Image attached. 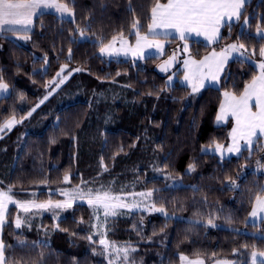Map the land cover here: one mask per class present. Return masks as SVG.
Wrapping results in <instances>:
<instances>
[{
	"label": "trees",
	"instance_id": "1",
	"mask_svg": "<svg viewBox=\"0 0 264 264\" xmlns=\"http://www.w3.org/2000/svg\"><path fill=\"white\" fill-rule=\"evenodd\" d=\"M156 3L72 0V20L40 14L30 32L0 33V77L10 90L0 100V125L23 118L0 139V189L12 187L16 199L36 203L62 201L57 190L81 181L151 191L154 207L164 213L120 216L106 225L109 241L134 249L125 264H179L182 255L205 264H249L252 252H264V239L258 238L264 224L247 223L255 195L262 194L264 140L224 160L202 149L227 144L229 126L214 125L221 96L240 95L257 75L254 65L264 43L256 31L264 30V0L245 5L250 23L243 36L244 16L230 30L222 28L217 44L188 41L197 60L232 43L256 50L247 60L229 62L218 88L198 95L178 82L166 83L172 73L180 74L182 41L168 39L160 58L141 62L99 56L113 37L132 39L135 20L145 34ZM174 52L175 61L162 71ZM62 68L60 78L67 79L49 95ZM17 216L23 221L19 229ZM6 221V255L23 258L22 264H106L85 205L28 216L10 205Z\"/></svg>",
	"mask_w": 264,
	"mask_h": 264
},
{
	"label": "snow or ice",
	"instance_id": "2",
	"mask_svg": "<svg viewBox=\"0 0 264 264\" xmlns=\"http://www.w3.org/2000/svg\"><path fill=\"white\" fill-rule=\"evenodd\" d=\"M71 3L72 0H68L67 3H61L60 0H0V33H14L17 31L26 33L30 31L34 18L45 10L54 11L61 16L74 17L75 13L70 7ZM247 3L248 0H167V3L161 4L157 0L155 6L151 9V23L148 25L146 34L141 35L143 25L139 20H135L132 23L130 35L135 36L134 47L130 46L129 42L123 38L117 41L113 37L111 43L100 47V55L113 57L122 54L127 56L132 53L134 58L140 59L147 58L149 53H146L145 49H156L159 54L163 51L164 45L160 44L155 38L161 35L165 37L173 35V33L168 31H158L160 29H174L181 40H187L190 35L194 34L196 36L203 35L209 43H215L222 39L220 34L222 27L227 26L230 30L234 23L240 22L241 17L244 16V9ZM249 23L250 18L244 16L243 24L241 25V36H243L244 28ZM80 34L82 38H85L83 30H80ZM256 36L264 39V31L259 27H257ZM117 43H119V47L116 46ZM183 51L185 53L188 52L187 43L183 45ZM231 53H238L241 57L247 58V56L255 55L256 50L253 49L248 52L245 44L232 43L219 52L213 50L201 60L185 59L183 61L186 69L184 81L194 93L204 87L205 80L218 81ZM258 54L261 59L255 66L258 67L259 74L253 76L252 80L244 86L243 92L240 95L227 91L223 93L224 100L220 105L216 119L218 122L226 121L231 116L235 120V125L229 133L232 140V144L227 148L229 153L235 152L239 154L242 151V146L238 143L240 140L245 142L243 147L252 148L255 142L254 138L264 136V46L259 48ZM175 59L176 53L174 52L161 70H165ZM64 71L65 68H62L57 73V78L59 79L54 78L49 95L67 79V76L60 78L61 73ZM74 71H80V69H75ZM70 74L71 71H69ZM8 87V84L4 83L2 77H0V91L6 92ZM47 98V96L44 97L45 100ZM41 103H43V100ZM36 107H39V105ZM253 107L256 109L255 111H253ZM32 111H35V108ZM31 114L32 112L30 111L28 115L31 116ZM22 119L17 120L13 117L7 120L3 125H0V132L11 130L15 124L21 123ZM215 150L223 152L224 146L217 144ZM257 163L259 164V161ZM102 167L107 171L106 166L102 164ZM64 181L70 182V177L65 175ZM86 186L87 182H82L81 186L58 189L57 191L65 199L62 202L57 201L55 203L50 200L45 203L21 201L15 198L17 193L13 191L12 187H8L7 190L0 189V230L7 222L6 215L9 214L10 205L22 211L25 216H28L31 215L34 209L48 210L71 207L72 202L77 198L87 197V203L93 209L96 219L100 220V213H103V220L106 221L109 216H115L118 209L128 207L125 201L129 197L135 199L136 197L147 198L153 195L151 191L125 193L123 189L120 194H117L112 190L111 185H100L98 188H87V191H85ZM259 192L264 193V188H260ZM156 210L164 213V208L162 207ZM249 216L254 221L260 219L264 222V195H255ZM22 223L20 216H17L15 227L17 229L21 228ZM209 224H212L211 220ZM212 226L215 227L216 225L212 224ZM258 238L264 239V234ZM89 239L92 238L89 237ZM99 243L106 250H110L109 264H113L114 260L116 264H120L121 260L127 259V249L121 250L118 247H114L105 239H100ZM8 247L10 246L6 245L3 239L0 238V264H22L23 258H21V261H17L6 255ZM180 259L182 261L187 260V264H204L203 260H188L183 255ZM250 260L251 264H264V252H252ZM217 264H229V262L217 261Z\"/></svg>",
	"mask_w": 264,
	"mask_h": 264
},
{
	"label": "crops",
	"instance_id": "3",
	"mask_svg": "<svg viewBox=\"0 0 264 264\" xmlns=\"http://www.w3.org/2000/svg\"><path fill=\"white\" fill-rule=\"evenodd\" d=\"M248 1H249V0H248ZM166 3H167V2H166ZM46 13L54 14V15H56L57 17H60V18H62V19H67V20H72V18H73V17H68L67 15H65V16H61L59 13H54V12H52V11H50V10H45V11H42V12H41V14H46ZM35 18H36V17H35ZM35 18H34V20H35ZM34 20H33V22H34ZM150 23H151V20H150ZM150 23H149V24H150ZM32 27H33V25L31 26L30 31L32 30ZM222 28H223V27H222ZM222 28H221V30H222ZM221 30H220V34H221ZM261 30H262V29H261ZM30 31H28V32H30ZM147 31H148V29H147ZM158 31H161V32H163V31H168V32L173 33V35H170V36H167V37L161 35V36L155 38L160 44L164 45V48H165L166 45L168 44V39H176V40L182 41L181 52H182V54H183V57H182L181 64H180V67H179L180 74L177 76V75H176L177 72L172 73V74L167 78V82H168L169 84H173L174 82H178L180 85H182L183 87H185L186 89H188V91H189L192 95H198V94H200L203 90H205V89H207V88H218V86H219V82H220V80H221V78H222V76H223V74H224L225 68H226V66H227V64H228L229 62H231L232 60H236V59L247 60L246 58L241 57L238 53H231V54L229 55V60H228L227 64L225 65L224 70L222 71V73H221V75H220V79H219L218 81H209V80H205V82H204V87H202L198 92H195V93H194V92L192 91L191 87H190V86L184 81V75H185L186 69H185V66H184L183 61H184L185 59H189V58L194 59L193 57L190 56V45H189L188 41L201 42V43H203V44H205V45H214V44H217V43L219 42L220 39H219L217 42H215V43H209V42L204 38L203 35H201V36H196V35L192 34V35H190V36L188 37L187 40H181V39L179 38L178 34L175 33V30H174V29H160V30H158ZM262 31H264V30H262ZM17 32H19V33H25V32H23V31H17ZM26 33H27V32H26ZM146 33H147V32H146ZM146 33H145V34H146ZM142 35H144V34H142ZM256 37H257L258 39L262 40L263 43H264V39H261V38L258 37V36H256ZM121 38L127 40V41L129 42V45H130V46H133V47L135 46V36H134L132 39H130V38H128V37H117L116 40L119 41ZM111 42H112V40H111L109 43H111ZM185 43L188 44V52H187V53H185V52L183 51V45H184ZM107 44H108V43H107ZM116 46L119 47V43H117ZM263 46H264V45H263ZM164 48H163V51H162L161 53H159V54L157 53V50H156V49H145L144 51H145L146 53H149V54L147 55V58H150V57L160 58V57L163 55ZM219 51H221V50H219ZM219 51H217V52H219ZM211 52H212V51L206 53L203 57H201V58L198 59V60L203 59L205 56L209 55ZM99 56H100L101 58H103V59H106V60H114V61L141 62V61L147 59V58L136 59V58L133 57L132 53H129L127 56H124L123 54L120 55V56H113V57H109V56H101V55H100V50H99ZM260 59H261V58H260ZM260 59H259V61H260ZM195 60H197V59H195ZM257 63H258V62H257ZM257 63H255V65H256ZM255 65H254V67H255V69H256V71H257V75H258V74H259V69H258V67H256ZM9 93H10L9 88H8V91H6V92L0 91V100H1V99H4V98H6V97H8ZM223 100H224V96H223V94H222V96H221V100H220V102H219V106H218V109H217V112H216V116H215V119H214V125H215L216 127H225V126H229V133H230L231 130H232V128H233L234 125H235V120H234V118L231 117V116H229V117L227 118L226 121H220V122H218L217 119H216V118H217V115L219 114L220 105H221V103L223 102ZM255 110H256V109L253 107V111H255ZM8 120H9V119H8ZM5 122H6V121H5ZM5 122H4V123H5ZM4 123H3V124H4ZM3 124H2V125H3ZM17 124H18V123H17ZM17 124H15L14 127L17 126ZM14 127H12V129H13ZM12 129H11V130H12ZM11 130H6V131H4V132H0V139H1L4 135L8 134ZM259 139L264 140V136H260V137H258V138H254V141L256 142V141L259 140ZM255 142H254V144H255ZM238 143L242 146V151H241V152H243V151H245V150H250V149H251V148H245V147H243V145H244V143H245L243 140L238 141ZM231 144H232V140H231V138H230V135L228 134V142H227V144L224 146V150H223V152H217V151L215 150V149H216V145H214V146H211V147H205V148H203V149H202V153H204V154H208V155H213V156L217 157V158L220 159V160L230 159V158H234V157L239 156V155L241 154V152H240L239 154H237V153H235V152L229 153V152L227 151V148H228ZM253 146H254V145H253ZM253 146H252V147H253ZM206 151H207V153H206ZM262 186H263V188H264V179H263V184H262ZM262 195H264V193H262ZM251 210H252V206H251ZM251 210H250V212H251ZM250 212H249V213H250ZM247 223H248L249 225H261V224H264V222H262L260 219H256L255 221L252 220V219L250 218V216H248V218H247ZM1 234H2V230H0V238H1ZM249 264H251V260H250V263H249Z\"/></svg>",
	"mask_w": 264,
	"mask_h": 264
},
{
	"label": "rangeland",
	"instance_id": "4",
	"mask_svg": "<svg viewBox=\"0 0 264 264\" xmlns=\"http://www.w3.org/2000/svg\"><path fill=\"white\" fill-rule=\"evenodd\" d=\"M52 12H54V11H52ZM54 13H56V12H54ZM80 39L83 40V39H86V37L82 38L80 36ZM65 80H64V82H65ZM166 83H167V85H172V84H169L168 82H166ZM206 153H207V151H206ZM82 182H85V181H81L77 186H81ZM77 186H75V187H77ZM72 188H74V187H72ZM87 188L95 189V187H93V185L90 184V182H87V186L85 188V191H87ZM96 188H98V187H96ZM118 189H119L118 187H112V190L115 193L120 194L122 189H119V190ZM130 192H134V191H130ZM130 192L128 191V192H125V193H130ZM139 192H148V191H138L136 193H139ZM61 197H62V201H64L65 198L62 195H61ZM125 203L128 205V207H124V208L118 209L117 210V214L115 216H109L107 218V220L105 221V220H103V213H100V217H101L100 220L96 219V217L94 216V213H93V209L87 203V197L77 198L75 201L72 202V206L75 205V204H79V205H85V206H87L88 208L91 209L92 214H93V224H94V228H95L94 229L95 235H99V240L100 239H105L109 244L113 245L114 247H118L121 250H123V249H127L128 250L127 259L126 260H121L120 264H125V262H127L129 256L132 255V253L134 252V249L131 248L128 245L114 243V242H111V241H109L107 239V237H106V234H107L106 225L108 224V221L112 220V219H117L120 216H127V215H131V214H140V213L152 214V213H156V212L157 213H161V212L157 211L156 208L154 207L153 202H152V196L151 197H147V198L136 197L135 199L129 197L125 201ZM61 209H64V208H61ZM34 210H37V209H34ZM37 211H43V210H37ZM20 212H22V211H20ZM99 240H98V243H99ZM99 245L101 247L102 257H103L105 263L109 264V253H110V250H106L100 243H99ZM188 260H191V259H188ZM194 260H197V259H194ZM113 264H116L115 260L113 261ZM179 264H187V260L182 261L180 259ZM212 264H217V262L212 263ZM229 264H233V263L229 262Z\"/></svg>",
	"mask_w": 264,
	"mask_h": 264
}]
</instances>
